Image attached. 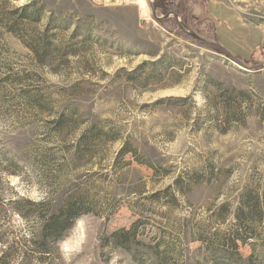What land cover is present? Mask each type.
I'll return each mask as SVG.
<instances>
[{"label":"rangeland","instance_id":"obj_1","mask_svg":"<svg viewBox=\"0 0 264 264\" xmlns=\"http://www.w3.org/2000/svg\"><path fill=\"white\" fill-rule=\"evenodd\" d=\"M116 2L0 0V236L74 197L59 264H264V69L187 33L263 66L264 0Z\"/></svg>","mask_w":264,"mask_h":264},{"label":"trees","instance_id":"obj_2","mask_svg":"<svg viewBox=\"0 0 264 264\" xmlns=\"http://www.w3.org/2000/svg\"><path fill=\"white\" fill-rule=\"evenodd\" d=\"M29 8L30 6L26 5L21 9L22 15L26 19L30 17L25 15V12H27L25 10ZM8 15L12 16L9 13ZM11 27L13 26L9 24V28ZM178 29L181 31L179 26ZM181 32L183 34L186 33L184 31ZM214 43L217 42L215 41ZM214 50L221 53L216 48ZM227 92L245 95L243 91L234 89ZM176 100L184 101L185 99L177 98ZM238 109L237 111H239ZM236 113L233 114V117H236ZM126 153L128 152L124 147L119 151L121 155ZM12 205L15 208L14 211L17 216L24 222L26 229H18V232L13 231V233H9L11 237L9 241L5 235L3 238L0 236V264H59V243L65 239L67 233L76 223V220L80 216L86 215L89 211L84 208V205L78 198L74 197L64 200L59 204L51 200L50 196H46L40 202L16 200ZM137 224H133L128 230L120 229L112 233L108 239V244L113 248H121L129 253V245L132 242H137L135 234ZM244 241L238 236L229 239V242L235 249L238 247L237 242L244 243ZM162 254H155L154 252L153 258L156 263H161L163 260Z\"/></svg>","mask_w":264,"mask_h":264},{"label":"water","instance_id":"obj_3","mask_svg":"<svg viewBox=\"0 0 264 264\" xmlns=\"http://www.w3.org/2000/svg\"><path fill=\"white\" fill-rule=\"evenodd\" d=\"M153 2H155V0H153ZM153 10H154V4H153ZM155 11V10H154ZM177 20V24H179V27L181 29H184V27L182 26V24H180V22L178 21L177 17L174 16ZM157 18V17H156ZM189 34V36H191L193 39H195L196 41H198L199 43H203L209 47H212V48H216L218 49L223 55H225L227 57V59L232 62L233 64H235L237 67L241 68L242 70L244 71H254V70H258V71H261V69H264V65L263 66H260V67H253V68H248V67H244L231 53H228L221 45L217 44V43H214V42H209L203 38H199L198 36L190 33V32H187Z\"/></svg>","mask_w":264,"mask_h":264},{"label":"flooded vegetation","instance_id":"obj_4","mask_svg":"<svg viewBox=\"0 0 264 264\" xmlns=\"http://www.w3.org/2000/svg\"><path fill=\"white\" fill-rule=\"evenodd\" d=\"M182 1L183 0H177V3L179 4L180 7L182 5ZM180 3H181V5H180ZM153 4H154V10L155 11H157V10L165 11L164 9L166 7L169 8V6H170V0H155V2H153ZM173 10H175V11H171L170 10L169 12H165L164 15L161 18H159L161 20L160 22H162V23L163 22H167L170 19L171 16H172L173 19L176 20V18L174 16H177L178 15L177 16V18H178L179 15H181V12L178 9V6L173 7ZM171 13H173V14L171 15ZM183 27L185 28V26H183ZM181 31H185V30L184 29H181Z\"/></svg>","mask_w":264,"mask_h":264},{"label":"bare ground","instance_id":"obj_5","mask_svg":"<svg viewBox=\"0 0 264 264\" xmlns=\"http://www.w3.org/2000/svg\"><path fill=\"white\" fill-rule=\"evenodd\" d=\"M116 1H117V0H107L108 3H110V2L115 3ZM119 1H121V0H119ZM122 1H123V2H131V3H133V2H137L138 0H122ZM116 3H118V2H116ZM139 10L144 11V10H143V5H142V4L140 5Z\"/></svg>","mask_w":264,"mask_h":264}]
</instances>
